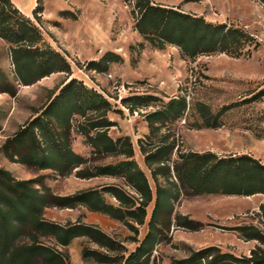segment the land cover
Returning a JSON list of instances; mask_svg holds the SVG:
<instances>
[{
  "label": "rangeland",
  "instance_id": "1",
  "mask_svg": "<svg viewBox=\"0 0 264 264\" xmlns=\"http://www.w3.org/2000/svg\"><path fill=\"white\" fill-rule=\"evenodd\" d=\"M12 1L40 28L44 39L67 57L72 71L70 74L55 72L31 85H24L17 79L10 44L0 36V168L9 170L16 179L36 180L35 186L46 196L37 214L42 221L63 228L75 224L92 226L112 240L101 238L98 241L83 235L63 245L56 229L44 226L32 229L30 221L22 226L16 240L18 245L36 244L38 247L29 264H180L193 251L207 246H215L216 250L230 252L238 258L249 257L253 249L260 248L259 255L264 256V240L245 235L257 229L264 236V211L260 209L264 194L189 196L182 191L172 201V209L160 208L158 235L151 252L140 260L126 261L148 233L156 198L155 182L141 152L140 139L146 148L149 142H157L167 135L170 140H176L169 163L171 177L178 187L181 183L173 165L179 160L180 151H213L221 156L247 153L264 162V137L256 135V116L264 108V102L245 104L226 113L219 128L194 126L199 118L194 108L196 101L205 102L213 110L220 109L264 86V0H153L202 16L210 22L243 27L259 42L250 57L217 52L193 59L175 45L159 49L138 32L136 0ZM38 5L42 9L34 15ZM108 51L120 55L122 60L110 62L106 70L90 68L91 61H100ZM72 78L96 89L110 102L112 108L107 117L114 125L107 129L108 134L114 139L129 136L133 143L134 159L147 175L153 190V201L147 207L143 224L127 211L135 208L131 201L122 204L106 191L107 186H117L137 202L135 198L140 195L126 177L115 174L79 176L80 171L97 172L98 166L125 159L122 154L95 150L89 135L99 130L89 129L85 117L73 114L70 129L63 136L70 148L86 160L74 169L73 165H65L58 159L53 147L50 152L57 154V160L52 168L22 162L19 156L11 159L2 150L4 143L38 115ZM147 93L158 95L164 101L185 95L190 107L183 117L168 120L158 131L152 132L145 114L162 104L131 111L121 101L133 94ZM83 128L89 131L85 133ZM149 134L152 140L147 137ZM159 178L162 187L172 186L162 176ZM90 190H97L106 204L122 208V211L97 210L89 203L70 207L56 199ZM189 219L198 222L197 229L189 227ZM240 227L247 230L241 231ZM195 264H206V260Z\"/></svg>",
  "mask_w": 264,
  "mask_h": 264
},
{
  "label": "trees",
  "instance_id": "2",
  "mask_svg": "<svg viewBox=\"0 0 264 264\" xmlns=\"http://www.w3.org/2000/svg\"><path fill=\"white\" fill-rule=\"evenodd\" d=\"M41 9L42 7L38 5L34 15H38ZM134 11L138 14L136 29L153 46L164 49L168 44L175 45L192 59L202 54L217 52L233 57H250L259 46L253 34L243 27L226 22H210L202 16L157 4L153 0H136ZM0 36L10 44L20 83L31 85L55 72L71 73L72 66L67 57L44 39L40 28L29 16L20 11L12 0H0ZM118 60H122L120 55L108 51L100 61L93 60L88 65L92 69L106 70L110 62ZM121 101L131 111L153 104L160 106L161 103L162 107L145 114L152 132L158 131L168 120L183 117L190 107L185 95L164 101L152 93L133 94L122 98ZM260 102H264V86L252 92L250 96L226 104L220 109L213 110L205 102L196 101L194 108L199 118L194 122V126L219 128L223 125L222 118L226 113L245 104ZM111 108L110 102L102 93L72 78L38 115L4 143L2 150L11 159L19 156L22 162H32L41 168H52L58 154V159L63 164L73 165L74 169L86 160L70 148L63 136L70 129V118L73 114L85 117L89 129L99 130L96 134L89 135L90 143L95 150L122 154L125 159L98 166L97 172L80 171L79 176L89 178L115 174L126 177L140 195L138 199L135 198L138 203L133 202L128 193L117 186H107L106 191L113 194L122 204L131 201L135 208H128L127 211L143 224L147 216V207L153 201V190L147 175L134 159L135 150L130 137L114 139L108 134L107 129L114 125L107 117ZM256 120V135L264 137V108L257 113ZM89 129H85V133ZM152 134L147 136L150 140ZM149 144V148H146L144 141L139 140L145 163L156 186L155 205L148 233L136 250L126 258L128 262L140 260L141 256L151 252L158 235L157 221L160 208L172 209V201L177 199L182 191L189 196L264 194V162L250 154L221 156L213 151H180L179 160L173 165L175 176L181 183V187H178L177 182L171 177L172 166L169 163L177 146L176 140H170L167 135ZM51 147L56 150V155L50 152ZM26 148L27 152L23 153ZM160 176L172 186L162 187L159 182ZM35 182L34 179H16L9 170L0 168V264H29L32 261V254L38 248L36 244H16L22 226L30 221L32 229L40 226L56 229L58 239L63 245H68L73 238L83 235H89L98 241L104 238L112 242L102 231L92 226L75 224L63 228L38 218L37 214L43 207L42 199L46 196L35 186ZM174 188H177V192ZM56 199L70 207L89 203L97 210L122 211V208L106 204L97 190L57 196ZM260 209L264 211V204ZM187 221L190 228H198V222L190 219ZM239 229L247 230L243 227ZM245 235L250 239L264 240L263 234L257 229ZM216 249L215 246H207L193 251L188 258L181 260L180 264H195L202 260H206V264H264V256L258 252L260 248L253 249L251 256L243 258Z\"/></svg>",
  "mask_w": 264,
  "mask_h": 264
},
{
  "label": "crops",
  "instance_id": "3",
  "mask_svg": "<svg viewBox=\"0 0 264 264\" xmlns=\"http://www.w3.org/2000/svg\"><path fill=\"white\" fill-rule=\"evenodd\" d=\"M13 3L19 8L20 11H22L24 13V11L22 10V8L20 6H18L14 1H13ZM24 14L27 15L26 13H24Z\"/></svg>",
  "mask_w": 264,
  "mask_h": 264
}]
</instances>
